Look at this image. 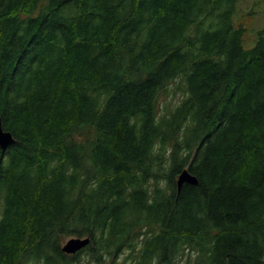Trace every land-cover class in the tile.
<instances>
[{
    "label": "trees",
    "instance_id": "obj_1",
    "mask_svg": "<svg viewBox=\"0 0 264 264\" xmlns=\"http://www.w3.org/2000/svg\"><path fill=\"white\" fill-rule=\"evenodd\" d=\"M238 10L0 0V264H264V29L247 48Z\"/></svg>",
    "mask_w": 264,
    "mask_h": 264
},
{
    "label": "rangeland",
    "instance_id": "obj_2",
    "mask_svg": "<svg viewBox=\"0 0 264 264\" xmlns=\"http://www.w3.org/2000/svg\"><path fill=\"white\" fill-rule=\"evenodd\" d=\"M244 23L247 26L245 46L252 47L257 40V32L264 29V0H239V10L235 16V24ZM70 238L64 240L63 245ZM90 264H97L90 262ZM110 264V262L99 263Z\"/></svg>",
    "mask_w": 264,
    "mask_h": 264
},
{
    "label": "water",
    "instance_id": "obj_3",
    "mask_svg": "<svg viewBox=\"0 0 264 264\" xmlns=\"http://www.w3.org/2000/svg\"><path fill=\"white\" fill-rule=\"evenodd\" d=\"M13 134L9 131H5L2 120L0 119V148L7 150L11 145L15 143ZM199 183L196 176H194L188 169L182 171L177 180L178 191L180 192L184 184L197 185ZM91 243V239L87 238H71L62 247V250L67 254H75L82 250Z\"/></svg>",
    "mask_w": 264,
    "mask_h": 264
},
{
    "label": "bare ground",
    "instance_id": "obj_4",
    "mask_svg": "<svg viewBox=\"0 0 264 264\" xmlns=\"http://www.w3.org/2000/svg\"><path fill=\"white\" fill-rule=\"evenodd\" d=\"M0 119H1V117H0ZM2 120V119H1ZM3 124V123H2ZM4 127V126H3ZM6 131V130H5ZM10 132V131H9ZM12 133V132H11ZM13 134V133H12ZM14 136V135H13ZM15 138V137H14ZM15 140H16V138H15ZM16 142V141H15Z\"/></svg>",
    "mask_w": 264,
    "mask_h": 264
}]
</instances>
